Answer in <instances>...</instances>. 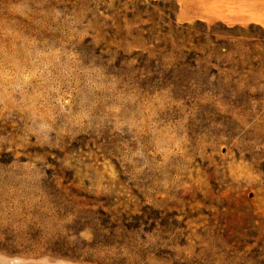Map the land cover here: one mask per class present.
<instances>
[{
    "label": "rangeland",
    "instance_id": "374dc122",
    "mask_svg": "<svg viewBox=\"0 0 264 264\" xmlns=\"http://www.w3.org/2000/svg\"><path fill=\"white\" fill-rule=\"evenodd\" d=\"M177 11L0 0V264H264V30Z\"/></svg>",
    "mask_w": 264,
    "mask_h": 264
},
{
    "label": "crops",
    "instance_id": "0c3cea01",
    "mask_svg": "<svg viewBox=\"0 0 264 264\" xmlns=\"http://www.w3.org/2000/svg\"><path fill=\"white\" fill-rule=\"evenodd\" d=\"M175 20L220 22L224 25H256L264 30V0H175Z\"/></svg>",
    "mask_w": 264,
    "mask_h": 264
},
{
    "label": "trees",
    "instance_id": "16d2710c",
    "mask_svg": "<svg viewBox=\"0 0 264 264\" xmlns=\"http://www.w3.org/2000/svg\"><path fill=\"white\" fill-rule=\"evenodd\" d=\"M183 28H179V30H177V33H179V34H177V33H175L174 35H175V37H176V39H183V40H186V34L185 33H187L186 31L187 30H189V26H182ZM197 42H198V39H196V38H191V43L194 45V46H196L197 45ZM183 55H186V56H188V57H190V56H196L197 55V53H195V52H183Z\"/></svg>",
    "mask_w": 264,
    "mask_h": 264
}]
</instances>
